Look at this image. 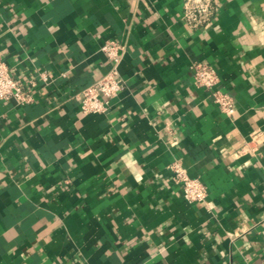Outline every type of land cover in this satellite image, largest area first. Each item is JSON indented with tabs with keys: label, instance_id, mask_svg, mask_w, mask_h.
Listing matches in <instances>:
<instances>
[{
	"label": "crops",
	"instance_id": "crops-1",
	"mask_svg": "<svg viewBox=\"0 0 264 264\" xmlns=\"http://www.w3.org/2000/svg\"><path fill=\"white\" fill-rule=\"evenodd\" d=\"M218 1L193 29L184 0H0V60L33 97L0 100V264H264V0ZM108 40L126 88L86 114ZM197 60L233 116L194 84Z\"/></svg>",
	"mask_w": 264,
	"mask_h": 264
},
{
	"label": "built area",
	"instance_id": "built-area-1",
	"mask_svg": "<svg viewBox=\"0 0 264 264\" xmlns=\"http://www.w3.org/2000/svg\"><path fill=\"white\" fill-rule=\"evenodd\" d=\"M219 6L218 0H184L183 19L190 28L204 27L213 21ZM102 50L111 62V69L94 83L81 90V108L86 114L106 112L109 109L111 99L118 96L126 88L125 80L120 72L126 52L125 45L117 40H108L103 45ZM191 68L194 84L208 90L220 109L228 116H233L236 112L235 98L230 92L220 87L221 79L217 68L202 60L194 61ZM0 100H14L20 105L29 104L33 101L32 94L14 78L10 65L4 60H0ZM261 139V133H255L247 144L237 148L234 153L240 156L255 152L256 145ZM170 168L175 182L182 187L184 197L188 201L208 202V186L200 178L190 176L179 162H174Z\"/></svg>",
	"mask_w": 264,
	"mask_h": 264
}]
</instances>
